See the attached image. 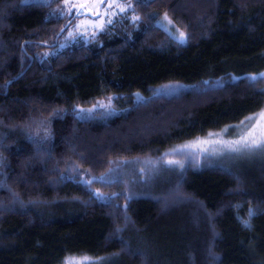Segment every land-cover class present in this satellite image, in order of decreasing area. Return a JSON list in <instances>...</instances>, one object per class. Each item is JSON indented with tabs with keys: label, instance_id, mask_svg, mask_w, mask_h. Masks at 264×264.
<instances>
[{
	"label": "trees",
	"instance_id": "obj_1",
	"mask_svg": "<svg viewBox=\"0 0 264 264\" xmlns=\"http://www.w3.org/2000/svg\"><path fill=\"white\" fill-rule=\"evenodd\" d=\"M64 1L0 0V264H264V145L177 150L264 109V0H123L136 22L39 60ZM172 84L204 100L161 129Z\"/></svg>",
	"mask_w": 264,
	"mask_h": 264
},
{
	"label": "rangeland",
	"instance_id": "obj_2",
	"mask_svg": "<svg viewBox=\"0 0 264 264\" xmlns=\"http://www.w3.org/2000/svg\"><path fill=\"white\" fill-rule=\"evenodd\" d=\"M206 3V5H208V2ZM186 4H184V6H187L191 10H195L197 7H200L198 5L201 3ZM108 5L112 6L109 7ZM82 6H84L85 10L81 9ZM133 8L132 2H124L123 0H65L62 6L58 8V11H60L61 14L66 15L68 19L73 16L74 21L69 25L64 37L62 38L60 46L52 49H43L37 55L38 59L41 60L42 58L51 57L57 54L61 49L79 41V39H87L92 34H97L108 24L114 23L116 18H122V15L130 14L131 20L136 22L137 17L133 11ZM74 13L78 14L77 18ZM158 24L166 29L173 37L185 41L186 35L184 32L182 33V31L178 30L168 18L159 20ZM181 34H183V36H181ZM183 91L184 90L182 87L175 84L164 86L163 88L159 89V92H161L160 95L164 96L177 95L178 97H182L184 95H190L189 100L186 103L183 100H177L170 103L163 102V104H167L166 108H164L166 115L162 118L164 121L161 122V119L159 123H156L161 129L167 127V124L170 122L173 115H178L182 109L189 108L190 105L201 104L204 100L198 94H192L193 90L184 93ZM158 104L160 105V103ZM142 123H139L138 127H136V135L137 133L143 134L141 132L143 128L141 127ZM148 127L149 126H146V128ZM234 131L236 132L234 137H227L226 134L228 130L225 129L222 132L210 133L206 136L199 137L195 140L187 142L186 144L180 145L178 146L177 150L181 155H187L193 160H200L203 157H206V160L213 161L210 158L219 159L227 155L249 151L258 146H262L264 145V109L254 115L247 117L235 127ZM133 132L134 130H131L130 134L133 135ZM105 133L111 134L112 132H107L106 130ZM98 137L95 138L94 141L102 144L105 138L103 136H100L99 138ZM237 141H239V143H236ZM234 148L237 150L233 151L232 149ZM102 150L104 155L111 152L109 147H105ZM69 151L71 153L73 152L72 146H69ZM86 152H89V148ZM184 157L186 156L179 155L174 159L181 160ZM172 197L173 196H170L169 198ZM88 261L89 258L86 257H72L67 259L66 264H84Z\"/></svg>",
	"mask_w": 264,
	"mask_h": 264
},
{
	"label": "snow or ice",
	"instance_id": "obj_3",
	"mask_svg": "<svg viewBox=\"0 0 264 264\" xmlns=\"http://www.w3.org/2000/svg\"><path fill=\"white\" fill-rule=\"evenodd\" d=\"M109 7H111L112 5H108ZM117 6H119V5H117ZM181 36H183V34H181ZM243 139V138H242ZM236 143H239V141H237ZM233 151H235V150H237V149H232Z\"/></svg>",
	"mask_w": 264,
	"mask_h": 264
},
{
	"label": "water",
	"instance_id": "obj_4",
	"mask_svg": "<svg viewBox=\"0 0 264 264\" xmlns=\"http://www.w3.org/2000/svg\"><path fill=\"white\" fill-rule=\"evenodd\" d=\"M82 10H85V8H84V6H82V8H81Z\"/></svg>",
	"mask_w": 264,
	"mask_h": 264
}]
</instances>
